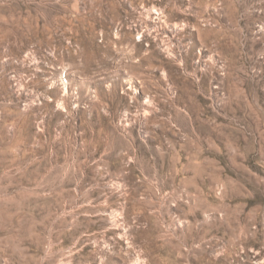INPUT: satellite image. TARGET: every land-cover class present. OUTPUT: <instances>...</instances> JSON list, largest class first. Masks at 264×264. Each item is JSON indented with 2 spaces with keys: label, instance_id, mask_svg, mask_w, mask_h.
Instances as JSON below:
<instances>
[{
  "label": "rangeland",
  "instance_id": "rangeland-1",
  "mask_svg": "<svg viewBox=\"0 0 264 264\" xmlns=\"http://www.w3.org/2000/svg\"><path fill=\"white\" fill-rule=\"evenodd\" d=\"M0 264H264V0H0Z\"/></svg>",
  "mask_w": 264,
  "mask_h": 264
}]
</instances>
